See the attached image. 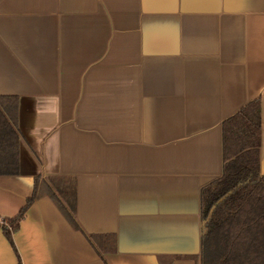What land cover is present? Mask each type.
Returning <instances> with one entry per match:
<instances>
[{"label":"crops","instance_id":"0c3cea01","mask_svg":"<svg viewBox=\"0 0 264 264\" xmlns=\"http://www.w3.org/2000/svg\"><path fill=\"white\" fill-rule=\"evenodd\" d=\"M0 95V264H200L222 122L253 99L264 173V0H0ZM50 177L74 180L73 220Z\"/></svg>","mask_w":264,"mask_h":264},{"label":"trees","instance_id":"16d2710c","mask_svg":"<svg viewBox=\"0 0 264 264\" xmlns=\"http://www.w3.org/2000/svg\"><path fill=\"white\" fill-rule=\"evenodd\" d=\"M18 106L14 95H0V174L18 171ZM261 117L253 99L222 122L223 171L202 188L200 264H264V173L260 167ZM51 194L73 220L75 183L50 177ZM35 192L18 213L4 217L11 240ZM94 236H90L93 240Z\"/></svg>","mask_w":264,"mask_h":264}]
</instances>
